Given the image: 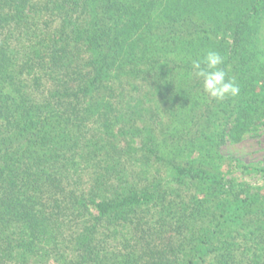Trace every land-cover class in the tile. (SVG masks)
Returning a JSON list of instances; mask_svg holds the SVG:
<instances>
[{"label":"trees","instance_id":"1","mask_svg":"<svg viewBox=\"0 0 264 264\" xmlns=\"http://www.w3.org/2000/svg\"><path fill=\"white\" fill-rule=\"evenodd\" d=\"M33 1L0 0V264L49 256L62 264H264V189L233 190L218 170L222 144L240 139L264 112V59L253 61L250 47L264 2ZM52 9L61 16L40 28L38 19ZM209 49L223 57L219 67L239 85L238 96L198 102L194 86L174 85L181 68L193 70L191 60ZM139 64L149 78L137 81ZM115 70L124 73L116 86ZM127 85L137 92L135 104L152 105L149 116L129 105L116 110L104 98ZM141 88L157 96L139 95ZM163 102L170 110L164 153L145 120L156 124ZM179 116L182 127L170 130ZM85 118L97 127L82 130ZM119 123L121 140L142 136L134 149L156 175L140 188L118 175L109 189L64 192L62 181L78 168L74 157L85 156L82 141L90 157L123 152L110 129ZM159 168L170 172L167 181L157 180ZM65 227L72 229L66 235ZM101 229L107 234L97 236ZM117 236L125 240L108 256L103 244Z\"/></svg>","mask_w":264,"mask_h":264},{"label":"rangeland","instance_id":"2","mask_svg":"<svg viewBox=\"0 0 264 264\" xmlns=\"http://www.w3.org/2000/svg\"><path fill=\"white\" fill-rule=\"evenodd\" d=\"M44 2L45 0H34L33 2ZM238 1V0H237ZM247 1V0H246ZM259 2L263 3L264 0H259ZM208 3V2H207ZM245 3V0H240L239 5H243ZM26 9L28 8V5H26ZM213 4L209 2V5L207 4L206 11L202 7V12L205 11L206 13H211V8H213ZM59 9V8H57ZM60 10V9H59ZM57 10H51L50 13L47 15H44L40 19H38L39 26L40 28L44 27L45 21H48V24H52L54 21L55 15H60L62 14L61 11ZM200 9H192L193 16L199 20L203 18L202 12ZM246 11H248L246 9ZM262 20L260 24H256L257 30L255 31L257 41L256 43L252 42L251 44V50L253 56V61L254 57H257V60L261 61L264 59V14L262 15ZM201 18V19H200ZM44 19V20H43ZM53 19V21H52ZM205 19V18H204ZM37 20V19H36ZM79 22L81 21V18L78 19ZM56 22V21H55ZM84 24V23H82ZM254 26V25H253ZM144 43V42H143ZM260 51V52H259ZM87 56V54H86ZM201 58V56H199ZM84 60V57L80 59V63ZM147 62V61H145ZM262 62V61H261ZM259 63V62H258ZM263 63V62H262ZM170 64L168 63V66ZM172 65V64H171ZM132 67V66H131ZM147 67L146 64L142 65H136L134 68L135 70H139L136 72V78L137 81H141L142 78H149V74L145 73L143 70ZM165 69H167V65L164 66ZM126 73V72H125ZM117 74V75H116ZM123 72H119L117 70L113 71V75L116 76L114 78V86L119 82L120 75H123ZM127 74V73H126ZM260 74L259 77L263 78L264 74L263 73H258ZM177 75V74H176ZM178 79L173 80L174 85L180 87V88H185L187 89L188 87L194 86L193 90V95L194 93L198 97V102H204L207 101L205 100L206 97H209V95L203 90V82L199 84L200 77L195 76L194 70H187V68L182 67L180 70V73L177 75ZM198 83L199 86H195L194 83ZM119 84V83H118ZM155 89L149 88V90H146V88H141V90L138 91L139 95L142 93L145 94V96L148 95H153V98L157 96V92L154 91ZM147 92V93H146ZM155 92V93H154ZM137 92H135L130 86H125L122 87L121 89H117L111 91L110 94L107 96L109 97H104V98H113V106L116 107V110H122L126 106H133L132 108L136 110L137 112L141 109L142 113H144L146 116H149L148 113L151 114V109L152 105L149 104H135V102L138 99V96L136 95ZM103 94H105L104 90H101L100 94H97L98 98H102ZM231 98V97H227ZM234 100V98L232 99ZM153 104V103H152ZM142 105V106H141ZM194 108L197 106L196 103L193 104ZM143 107V108H142ZM160 112L163 113L162 116L158 119H156L157 123L153 124L151 122V118L146 117V121L148 126H151V128L154 131V136H155V142L157 146L159 147V151L162 153L166 152L167 146L166 143L163 141V135L164 133V127H166L167 124L170 123L169 120H167L169 117V111L168 106L164 104H160ZM164 109V111L162 110ZM196 109V108H195ZM260 120L257 121L255 124H250V128L248 131L242 134L240 139H236V141H227L224 144H222L221 148V154L223 155L222 160H220V164L218 166L219 172L222 174V177L224 181H233L234 182V188L233 190L239 189L241 187L248 189V193L250 192H256L258 189L263 188L264 189V173H262L261 168L264 167V112L261 113ZM232 118V117H231ZM144 119H137L138 120V125L141 126L144 122L142 120ZM233 119V118H232ZM182 119H180V116L175 122L174 125L171 126L170 130L178 127H182L181 123ZM142 123V124H141ZM84 124V125H83ZM83 127L82 130L87 131L93 130L94 128L97 127L98 124H95L91 118H85L83 121ZM120 126L121 124H113L111 126V134L114 135V137L120 140V146L124 147V150L121 154L118 152L111 150L107 152V155L99 154L97 157H90L87 153L90 148H86L84 146V141H82V145H78V147L83 146V152L85 155L82 158H79L78 155L74 157L75 160H77L78 164L75 172L72 171V169H69L70 173H68L69 176H67L68 179H64L62 181L63 185H66L64 187V192H67L70 188H77L79 190H83L84 188L88 192H93L96 189H103L102 187H109V184H116L117 179L115 178L116 176H120V179H122L123 182H127L129 185H134L136 188H140L143 183L142 180L144 181L145 178H151L153 177L152 175L155 174L154 167L149 165V164H144L141 159V155L143 154L141 151L136 152L134 148L139 147L142 136L140 134L137 135H127L126 139L121 140L120 135H118V132L120 131ZM87 129V130H85ZM173 131V130H172ZM114 133V134H113ZM90 134V133H89ZM234 140V139H232ZM128 143V144H126ZM79 149V148H78ZM76 149V150H78ZM128 149V151H127ZM81 148L79 149V152ZM119 155V156H118ZM75 167V166H73ZM81 171L80 173L85 172L84 174H80V177L82 179L81 184H77L74 182L76 180V175L78 176V172ZM160 174L157 180H160L161 182L167 181V177L169 176L170 172L168 171L167 168L161 169L159 168ZM107 177H105L104 176ZM99 175L104 176L103 178H100L98 182H95V179H98ZM156 175V174H155ZM110 179V180H109ZM109 180V181H108ZM107 181V182H106ZM112 182V183H110ZM238 184V185H237ZM124 185V184H122ZM229 188V186H227ZM226 187V188H227ZM109 189V188H108ZM101 191V190H100ZM103 192V190H102ZM260 204L264 205V197L263 199L260 200ZM59 218H63V216H59ZM148 218V217H147ZM150 218V217H149ZM149 225L145 226L143 225L142 228L147 230ZM71 227H65L64 229V234H68L71 232ZM100 232V233H99ZM106 230H98L96 235L98 236H103L106 233ZM165 236H169V234H166ZM117 240L113 243V239L107 240L106 244H103L102 249L106 246L105 249L107 248V255L110 256V253L114 250L116 251L117 249L120 250V244L119 242H122L125 240L124 237L117 236ZM112 244V245H111ZM111 245V246H110ZM69 247L66 251L69 254H73V250L70 249ZM103 251V250H102ZM101 251V252H102ZM104 252V251H103ZM53 255V254H52ZM52 258V256H51ZM50 256L46 257L45 260H39L38 261H33L31 264H62L61 261H55L51 259ZM51 259V260H50ZM47 260V261H46ZM150 259H147L149 261ZM6 264H14L11 261H6ZM4 263V264H5ZM3 264V263H2Z\"/></svg>","mask_w":264,"mask_h":264},{"label":"clouds","instance_id":"3","mask_svg":"<svg viewBox=\"0 0 264 264\" xmlns=\"http://www.w3.org/2000/svg\"><path fill=\"white\" fill-rule=\"evenodd\" d=\"M222 63L223 57L213 49L207 50L201 58L191 60L195 76L203 80V90L217 100L236 97L240 93L235 80L226 79V72L219 67Z\"/></svg>","mask_w":264,"mask_h":264}]
</instances>
